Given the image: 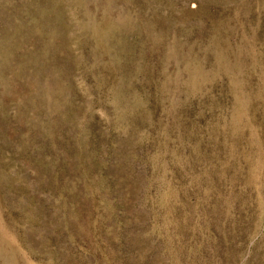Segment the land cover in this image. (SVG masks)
Masks as SVG:
<instances>
[{
	"label": "rangeland",
	"instance_id": "1",
	"mask_svg": "<svg viewBox=\"0 0 264 264\" xmlns=\"http://www.w3.org/2000/svg\"><path fill=\"white\" fill-rule=\"evenodd\" d=\"M0 264H264V0H0Z\"/></svg>",
	"mask_w": 264,
	"mask_h": 264
}]
</instances>
